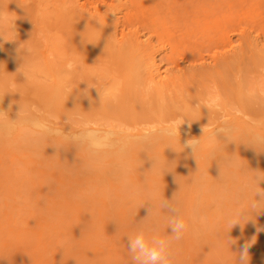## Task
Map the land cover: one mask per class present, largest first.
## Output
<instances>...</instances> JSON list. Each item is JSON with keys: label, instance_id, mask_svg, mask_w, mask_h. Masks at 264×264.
<instances>
[{"label": "rangeland", "instance_id": "374dc122", "mask_svg": "<svg viewBox=\"0 0 264 264\" xmlns=\"http://www.w3.org/2000/svg\"><path fill=\"white\" fill-rule=\"evenodd\" d=\"M0 7L16 18L15 33L0 37V110L9 117L31 104L64 131L80 126L64 114H86L129 138L169 124L177 105L191 117V129L175 139L131 149L135 191L122 187L113 157L89 171L88 153L58 149L59 138L35 152L19 133L0 140V264H132L127 236L141 229L171 236L170 212L160 203L174 196L188 230L172 242L171 264H238L249 243V264H264V204L249 208L264 151L245 144L249 133L264 131V0H0ZM241 34L252 41L241 59L212 68V54H234ZM23 43L38 47L37 75L28 82ZM61 76L70 95H57ZM239 86L244 108L234 100ZM97 88L107 90L102 104ZM164 111L157 123L153 117ZM225 122L239 131L213 159L207 137ZM198 137L195 158L181 145ZM226 158L240 167H228ZM258 186L264 191V180ZM197 214L207 223L194 224Z\"/></svg>", "mask_w": 264, "mask_h": 264}, {"label": "clouds", "instance_id": "9594fccd", "mask_svg": "<svg viewBox=\"0 0 264 264\" xmlns=\"http://www.w3.org/2000/svg\"><path fill=\"white\" fill-rule=\"evenodd\" d=\"M106 13L107 15L108 13L115 14L117 11L113 9L108 10ZM15 20L16 18L12 15V12H9L8 9L5 11L4 8L0 7V37L4 40L9 33H15ZM25 43L20 45V48L26 53L24 55V62L21 66L25 67L26 70L21 73H23L26 77V82H28L30 79H35L37 75L38 47L36 45L25 47L23 46ZM69 67H71V65H69ZM60 80L61 83L56 90L57 95H59L61 91L68 93V86L64 82L63 76L60 77ZM98 90L100 94V102L102 104L107 97V90L105 89L104 95L101 94L100 89ZM72 92L73 90L68 93V95ZM84 95H88L87 90H85ZM108 98L111 99V97ZM199 107L200 105L197 104L193 109ZM175 111L176 118L166 126H161L147 135L141 134L137 137L129 138L105 123L89 120L86 114H76L74 116L64 114V116L67 117L65 120L66 123H72L74 120L80 122V127L65 132L63 127L57 126L53 116H43L40 113V110L34 105L21 104L16 119H11L7 111L0 110V140L13 141L17 138V134L19 133V142L22 143L24 147L30 148L35 152L44 141L52 138H59L62 143L56 145L58 149L65 147L66 144L83 149L88 153L89 167L87 170L89 171H94L96 167L102 165L106 159L113 157L117 160V175L122 187L126 191H135L136 186L132 185L129 180V176L132 172V168L127 163L129 153L131 149L137 145L151 147L156 143L175 139L177 134H179L180 125L185 123V118H188L189 123L191 122L190 115L185 112L181 106L177 105ZM178 121H182V123H178ZM238 131L239 130L234 125L228 122H225L222 126L214 128L207 137L209 156L215 159L218 152L224 151V145L226 143L235 141L234 136ZM201 137L191 138L183 145L180 144L179 139V144L181 145L182 150L190 148L192 154L196 158L197 152L202 148ZM221 137H223V139H221ZM245 144L251 145L256 149L259 147L264 151V131L249 133L248 142ZM168 147L173 148L171 143H169ZM226 165L233 168L240 167L238 161L234 158H226ZM262 180H264V173L252 177V181L255 182L256 187L259 189V191L254 192L253 199L249 204V208L253 210L257 206L264 204V191H261L258 186L259 182ZM257 194L262 197L260 200L255 199ZM175 201L176 196H174L171 201L164 199L160 203L161 208H167L170 212V215L167 218V228L171 229V236L160 237L156 234L148 235L142 229L137 231L135 235L127 236V249L132 264H171L172 242L183 239L185 232L188 230V224ZM242 210L244 209L238 210L233 217L229 218L228 223L230 225L238 223V220L235 217L241 216ZM149 215L150 208L148 210V216ZM207 220V216L203 214H197L192 217L194 224L204 225L207 223ZM249 247L250 243L243 246L238 264H249Z\"/></svg>", "mask_w": 264, "mask_h": 264}, {"label": "bare ground", "instance_id": "6f19581e", "mask_svg": "<svg viewBox=\"0 0 264 264\" xmlns=\"http://www.w3.org/2000/svg\"><path fill=\"white\" fill-rule=\"evenodd\" d=\"M263 7V6H262ZM260 19V18H259ZM242 35V34H241ZM243 36V35H242ZM241 36V37H242ZM220 37V36H219ZM240 41H243V42H240L239 43V46H238V49H237V51L234 53V54H232V55H227L226 53H220V54H218V55H216V54H212V60L214 61V64L212 65V68H218L219 67V64L223 61L224 63H226L227 62V58L229 57V56H232V57H234V59L236 60V61H238V59H241V55H242V51H243V46H250L251 47V45H252V41L250 40V39H248V35L247 36H243L241 39H240ZM51 47H52V45H51ZM52 51V50H51ZM56 52V51H55ZM215 53V52H214ZM258 54L259 55H262V56H264V44L260 47V50L258 51ZM58 57V56H57ZM45 66H47V65H45ZM43 67V66H42ZM43 71V70H42ZM48 71V70H47ZM219 73V72H218ZM159 76V75H158ZM156 79V78H155ZM163 82V80L162 79H158V81L156 82L157 84H161ZM164 84H162V86H163ZM157 86V85H156ZM159 86V85H158ZM155 88H157V87H155ZM160 90H162L161 88H159ZM159 89H157V91H159ZM151 90V89H150ZM149 90V91H150ZM257 89H254L253 90V92L254 91H256ZM152 91H154L153 89H152ZM147 92H148V90H147ZM156 92V91H155ZM150 93H153V92H150ZM156 94V93H155ZM163 95V94H162ZM159 96V95H158ZM162 97L160 96V99H161ZM151 99V98H150ZM157 99H159V98H157ZM229 100H230V98H227L225 101H224V103L227 105V103H229ZM234 100L235 101H237V103H238V105L240 106L239 108H244L245 107V103H246V95L244 94V92L242 91V87L241 86H239V88L235 91V93H234ZM154 101V100H153ZM156 104V103H155ZM2 104L0 103V106H1ZM18 105V104H17ZM145 105V104H144ZM147 105V104H146ZM162 105V104H161ZM12 106V105H11ZM13 107V106H12ZM16 107V106H15ZM19 107V106H18ZM145 107H147V106H145ZM157 107V106H156ZM162 107H164V105H162ZM238 107V106H237ZM158 108V107H157ZM10 109H12L13 111H14V108H11L10 107ZM145 109V108H144ZM11 110V111H12ZM19 111V110H18ZM151 112V111H150ZM14 113H15V111H14ZM13 113V114H14ZM159 113H161V111L159 112ZM159 113H157V115L159 116H156V117H153V119L154 120H156L157 119V121H154V123L155 122H157V123H159V122H163V120L165 119V117H162V116H164L163 115V113H166L165 111L164 112H162V114H159ZM15 114H17V112L15 113ZM151 115H155V114H153V112H152V114ZM17 116V115H16ZM10 117H12L11 119H14V117L13 116H11L10 115ZM151 117V116H150ZM149 117V118H150ZM17 118V117H16ZM152 118V117H151ZM150 118V119H151ZM156 118V119H155ZM160 118H161V120H160ZM163 119V120H162ZM166 120V119H165ZM165 120H164V122H165ZM151 122H152V119H151ZM264 122V121H263ZM136 123V122H135ZM178 123H182V121H179ZM156 124V123H155ZM220 124V123H219ZM223 124L221 123L220 125H218V126H222ZM72 126V125H71ZM112 127H113V125H111ZM80 127V126H79ZM70 128V127H69ZM73 128H78V126L76 127H72V129ZM191 129V126L189 127V124H188V126H185V123L184 124H182V125H180V127H179V130H190ZM70 131V130H69ZM65 132H68V131H65ZM181 132V131H180ZM138 133H140V132H138ZM125 134H127V133H125ZM129 134V133H128ZM130 135V134H129ZM141 135V134H140ZM131 136V135H130ZM133 137V136H132ZM134 138V137H133ZM199 138V137H198ZM191 139V138H190ZM185 141L184 142H182V144H184L187 140L186 139H184ZM183 141V140H182ZM184 150V149H183ZM85 151V150H84ZM87 155V154H86Z\"/></svg>", "mask_w": 264, "mask_h": 264}]
</instances>
